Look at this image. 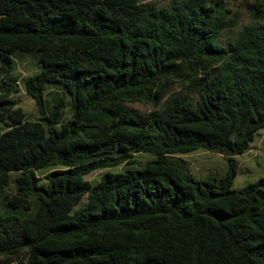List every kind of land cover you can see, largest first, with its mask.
Returning a JSON list of instances; mask_svg holds the SVG:
<instances>
[{"label":"trees","instance_id":"trees-1","mask_svg":"<svg viewBox=\"0 0 264 264\" xmlns=\"http://www.w3.org/2000/svg\"><path fill=\"white\" fill-rule=\"evenodd\" d=\"M163 1L0 0V76L16 51L41 65L25 82L37 120L18 80L0 90V195L14 181L4 202L38 205L0 214V264H264V177L232 188L235 156L264 128V0H244L251 20L227 40L238 14L224 0ZM48 83L72 97L61 127ZM197 150L222 153L224 175L187 173L178 155ZM141 152L154 158L137 168Z\"/></svg>","mask_w":264,"mask_h":264},{"label":"rangeland","instance_id":"rangeland-1","mask_svg":"<svg viewBox=\"0 0 264 264\" xmlns=\"http://www.w3.org/2000/svg\"><path fill=\"white\" fill-rule=\"evenodd\" d=\"M150 2H156L162 4L163 0H146ZM227 6L232 10V13L238 14V23L235 27L224 32L222 39L227 40L233 38L238 29L249 23L251 18L246 12L244 6V0H224ZM15 60V68L13 72L5 76V79L0 76V90L4 88V81L13 82V79L18 80V90L13 93V97L18 101V105L21 106L27 114V118L30 120H37L40 117V112L37 108L35 99L29 95L25 89L26 80L41 70V65L36 61L35 57L31 54L20 53L16 51L13 53ZM12 78V79H11ZM11 79V80H10ZM179 89V88H176ZM58 96H62L65 99V109L62 119L58 124L61 127L65 122L73 118L74 108L71 95L64 89L61 84L48 83L45 89V104L46 110L49 111ZM133 107L141 111H150L152 107L148 104L134 103ZM8 126L0 121V130H5ZM115 155L118 152L114 153ZM184 161V166L190 175L195 179H205L209 176L220 177L224 175L226 171V158L217 151L210 150H197L185 154L178 155ZM154 158V155L148 152H141L134 156V166L142 168L146 162ZM237 160V174L232 182V188L238 189L245 185L257 181L259 178L264 177V128L259 129L250 143L249 149L243 154L235 156ZM129 165L126 162H122L114 167L97 170L86 176L92 184L98 183L105 172H124ZM51 167L40 168L37 170V176L40 178L39 183L44 186H48L49 181L47 174L51 171ZM17 171H12L11 176L15 178ZM15 183L11 181L7 185L0 195L1 203V215H17L22 218L31 217L37 211V201L32 199L33 206L30 209H24L21 207H13L4 202V196L11 194L15 191ZM85 201V199H84ZM9 264H28V255L23 253L17 259H11Z\"/></svg>","mask_w":264,"mask_h":264}]
</instances>
